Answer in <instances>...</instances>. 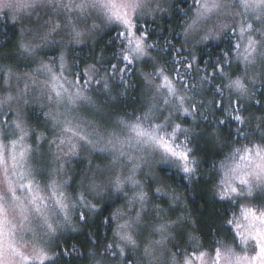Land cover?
Segmentation results:
<instances>
[{
  "label": "clouds",
  "instance_id": "1",
  "mask_svg": "<svg viewBox=\"0 0 264 264\" xmlns=\"http://www.w3.org/2000/svg\"><path fill=\"white\" fill-rule=\"evenodd\" d=\"M0 264H264V0H0Z\"/></svg>",
  "mask_w": 264,
  "mask_h": 264
},
{
  "label": "snow or ice",
  "instance_id": "2",
  "mask_svg": "<svg viewBox=\"0 0 264 264\" xmlns=\"http://www.w3.org/2000/svg\"><path fill=\"white\" fill-rule=\"evenodd\" d=\"M0 225H2V221H0ZM0 235H2V227H0Z\"/></svg>",
  "mask_w": 264,
  "mask_h": 264
}]
</instances>
